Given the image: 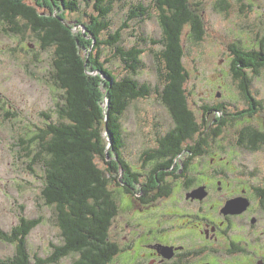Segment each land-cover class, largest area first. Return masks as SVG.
<instances>
[{
  "label": "trees",
  "instance_id": "obj_1",
  "mask_svg": "<svg viewBox=\"0 0 264 264\" xmlns=\"http://www.w3.org/2000/svg\"><path fill=\"white\" fill-rule=\"evenodd\" d=\"M81 1L91 4L95 12L89 17V25L84 26L89 39L74 32L62 16L52 14L53 2L76 12ZM120 1L44 0L42 6L48 10L39 12L29 0H0V32L24 35L30 30L42 50L53 48L52 81L63 93L62 102L56 104L58 121L48 123L30 141L39 147L33 163L43 167L42 197L45 205L54 209L62 238L61 245L52 246L50 256L35 258L34 264H59L72 256L75 259L71 264L112 263L122 250L110 240L112 222L119 213L111 185L119 188L117 193L137 197L142 205L150 206L172 193L173 182L168 178L177 179V171L178 177L180 173L187 176V164L180 158L186 154L196 157L199 150L198 147L194 151L199 123L188 104L189 73L184 65L183 36L188 31L193 42L203 40L201 3L152 0L153 7L143 3L131 5L124 23L112 32L110 17ZM244 1L215 0L219 11L225 13L232 2ZM154 10L162 30L161 39L135 36L134 46H123V33L131 29L130 24L144 22ZM146 45L159 47L154 52L159 65V84L155 87L137 79L144 68L142 56ZM101 46L110 50L111 59L101 61ZM234 57L233 72L245 86V95H250L247 74L258 76L264 68V42L257 50L243 51L241 57ZM112 60L121 63L123 76L118 77L107 67ZM154 94L168 110L174 128L159 139L155 148L144 152L143 167L148 163L152 166L142 180L141 172L133 169L122 154L123 118L134 102L148 100ZM44 116L50 120L48 115ZM188 142L193 143L186 146ZM98 162L103 164L102 168ZM42 220L20 217L10 232L0 229V241L15 247L14 255L0 264H33L27 237Z\"/></svg>",
  "mask_w": 264,
  "mask_h": 264
},
{
  "label": "rangeland",
  "instance_id": "obj_2",
  "mask_svg": "<svg viewBox=\"0 0 264 264\" xmlns=\"http://www.w3.org/2000/svg\"><path fill=\"white\" fill-rule=\"evenodd\" d=\"M29 2L39 12L48 10L42 6L44 0ZM191 2L202 5L205 33L198 43L189 39L188 31L183 36L184 65L189 73L186 92L197 122H202L205 115L203 108L213 109L218 103L226 104L229 110L245 109L242 98L244 85L232 68L234 55L241 57L243 51L257 50L259 44L264 42V0H245L241 4L232 2L231 9L226 13L219 11L215 0ZM138 3L153 7L152 0H122L116 3L110 17L112 32L124 23L129 6ZM53 4L52 14L62 16L74 32L89 39L84 26L89 25V17L95 15L91 4L81 1L76 12L64 10L58 2ZM130 26L131 29L123 33L122 44L126 48L137 43L135 36L144 35L156 40L162 37L155 10L144 22L133 21ZM144 48V68L137 79L155 87L159 84V65L154 52L159 47L146 45ZM54 53L53 48L42 50L38 38L30 30L24 35L0 32V229L10 232L18 225L20 217L43 219L27 237V248L33 264L35 258L50 256L52 246L62 244L54 209L46 206L42 197L45 185L43 167L33 163L39 147L37 143L30 142L48 123L58 121L56 104L62 102L63 93L52 81ZM101 53V61L111 59L106 46H101ZM107 67L118 77L124 74L118 60H112ZM247 75L250 94L264 103V68L258 76L250 72ZM210 113L214 114L213 111ZM44 115H48L50 120ZM211 116H208L209 121ZM173 128L174 122L168 110L155 94L148 100L134 102L124 115L125 146L122 154L133 169L141 172L142 180L152 166V163H148L143 167L144 152L155 148L159 139ZM192 143L188 142L186 146ZM193 159L187 154L180 158L187 164L188 180L197 177ZM98 163L102 168L103 164ZM178 174L179 171L175 173L179 181L173 185L174 192L186 181ZM171 180L168 178V181ZM110 189L119 205L118 216L110 229V240L122 250L110 264H145L146 246L155 239L161 242L175 239L177 244L183 246V243H189L185 244L186 248L189 252L193 251V242L188 240L186 230L188 222L191 224L193 220L182 217L183 208L180 207V212L176 209L179 196L185 194L181 189L176 192V197L159 200L150 206L142 205L137 197L129 198L117 193L119 188L115 185H111ZM182 212L192 214L193 210L185 208ZM14 252V245L0 241V261L11 258ZM74 257L64 258L59 264H71Z\"/></svg>",
  "mask_w": 264,
  "mask_h": 264
},
{
  "label": "flooded vegetation",
  "instance_id": "obj_3",
  "mask_svg": "<svg viewBox=\"0 0 264 264\" xmlns=\"http://www.w3.org/2000/svg\"><path fill=\"white\" fill-rule=\"evenodd\" d=\"M242 96L245 109L218 103L209 109L214 114L205 112L194 142L197 177L179 176L186 181L177 190L185 194L176 209L193 220L186 227L193 251L186 248L189 243L155 239L146 246L145 264H264V103ZM171 181L173 186L179 180ZM176 192L172 188L163 199ZM185 208L193 213L182 212ZM160 246L173 248L171 259L161 255Z\"/></svg>",
  "mask_w": 264,
  "mask_h": 264
},
{
  "label": "water",
  "instance_id": "obj_4",
  "mask_svg": "<svg viewBox=\"0 0 264 264\" xmlns=\"http://www.w3.org/2000/svg\"><path fill=\"white\" fill-rule=\"evenodd\" d=\"M106 136H108V133H106ZM109 142V146H108V149L110 148V141ZM192 197H196L197 196V193L194 192L192 195ZM159 250L161 252V255L165 258V259H171L172 257V254H173V248L171 247H165V246H160L159 247Z\"/></svg>",
  "mask_w": 264,
  "mask_h": 264
}]
</instances>
